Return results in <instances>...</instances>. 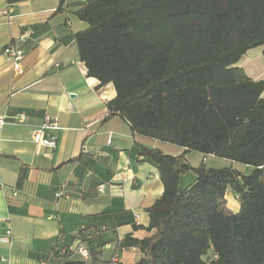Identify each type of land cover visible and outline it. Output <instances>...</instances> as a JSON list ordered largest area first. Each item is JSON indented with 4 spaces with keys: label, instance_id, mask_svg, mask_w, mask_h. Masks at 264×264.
I'll use <instances>...</instances> for the list:
<instances>
[{
    "label": "trees",
    "instance_id": "trees-1",
    "mask_svg": "<svg viewBox=\"0 0 264 264\" xmlns=\"http://www.w3.org/2000/svg\"><path fill=\"white\" fill-rule=\"evenodd\" d=\"M77 17L88 24L76 35L88 77L116 91L109 116L183 149L140 148L164 193L148 209L151 236L122 247L141 250L136 264H264V79L238 67L250 50L264 56V0H86ZM191 152L252 171L194 167ZM228 191L241 203L236 214L222 209ZM81 235L87 262L63 236L41 262L90 264L93 234ZM55 244L66 253H52Z\"/></svg>",
    "mask_w": 264,
    "mask_h": 264
},
{
    "label": "crops",
    "instance_id": "crops-1",
    "mask_svg": "<svg viewBox=\"0 0 264 264\" xmlns=\"http://www.w3.org/2000/svg\"><path fill=\"white\" fill-rule=\"evenodd\" d=\"M85 4L68 0L57 12L59 0H0V116L6 119L0 127L5 185L0 188V238L7 219L14 231L12 247L0 242V258L10 256L12 264H40L61 236L76 244L84 232L93 234L86 241L90 264L140 262L138 247L122 245L128 238L151 236L146 230L148 209L164 193L157 167L140 148L183 153L182 148L134 134L121 117L109 116L107 103L116 97L113 84L101 87L88 77L79 57L76 35L88 24L77 13ZM5 10L9 18L3 16ZM25 32L24 73L17 75L2 50ZM241 62L238 67L249 78L263 79L251 73L250 60L244 66ZM47 115L57 117L60 126L52 132L58 136L54 150L32 142L34 129ZM200 155L202 160L209 157ZM191 177L186 176L188 181ZM59 191L64 197H56ZM231 195L228 191L226 201ZM136 215L140 225L135 224ZM78 262L73 257L65 264Z\"/></svg>",
    "mask_w": 264,
    "mask_h": 264
},
{
    "label": "built area",
    "instance_id": "built-area-1",
    "mask_svg": "<svg viewBox=\"0 0 264 264\" xmlns=\"http://www.w3.org/2000/svg\"><path fill=\"white\" fill-rule=\"evenodd\" d=\"M4 17H8V10H5L3 12ZM9 18V17H8ZM29 37V34L25 32L22 34L14 43L10 44L9 46L5 47L2 50V55L8 59L13 66V70L17 75H22L24 73V67H23V61L25 58V52L22 48V44L26 41V39ZM6 124V119L4 117L0 116V127H3ZM60 130L59 122L57 117L53 116H45L43 123L38 126L36 129H34L32 134V142L35 143L37 146L40 147H47L50 149H56L58 145V136L53 135L52 132H57ZM111 143V142H109ZM103 186L99 189L100 191H103ZM0 188L4 189L5 185L3 184L1 180L0 175ZM13 197L17 196L16 192H13ZM57 198L64 197V191H59L56 194ZM6 229L4 235L1 236L0 242L2 244H5L9 247L13 246L14 243V231L11 226L10 219H7L6 222ZM135 224L140 225V215L135 216ZM61 246H63L60 243ZM74 251L81 257V260L85 263L89 260V251L88 249L80 242L75 244L73 247ZM65 248H60L57 244L53 246L52 253H59L60 255H64L66 253ZM1 264H12V259L10 256H4L0 258ZM40 264H45V262H41ZM110 264H117L116 261L110 263Z\"/></svg>",
    "mask_w": 264,
    "mask_h": 264
},
{
    "label": "rangeland",
    "instance_id": "rangeland-1",
    "mask_svg": "<svg viewBox=\"0 0 264 264\" xmlns=\"http://www.w3.org/2000/svg\"><path fill=\"white\" fill-rule=\"evenodd\" d=\"M262 49L261 48H257V49H253L251 50L247 56H245V58H243L242 62H241V66H244L245 63L250 60L251 65L249 66V68L251 69V73L253 74H261L260 78L264 79V56L262 55ZM250 71V70H249ZM168 146H171L173 148H178V150H180V147L171 145V144H167ZM169 153L168 155H172L170 153H176L175 151H170L168 150ZM201 163H205L206 166L208 168H213V169H223V168H228V167H232V163H230L227 160L224 159H220L217 157H213V156H209L205 159L202 160V156L197 153V152H192V155L189 156V161L191 163V165H195L196 167H198V165H200L201 163H199L200 161ZM199 161V162H198ZM236 170L244 173V174H249L250 171H252L251 168H246L245 166L239 165V164H235L233 166ZM231 196L232 198L229 201H226L224 204H222V209L227 213V214H236L237 211L240 209L241 203L238 199V197H236V195H234L231 192ZM235 196V197H234Z\"/></svg>",
    "mask_w": 264,
    "mask_h": 264
}]
</instances>
